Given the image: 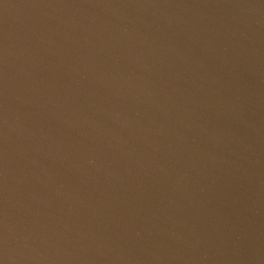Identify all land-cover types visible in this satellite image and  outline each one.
Listing matches in <instances>:
<instances>
[{
  "label": "water",
  "instance_id": "water-1",
  "mask_svg": "<svg viewBox=\"0 0 264 264\" xmlns=\"http://www.w3.org/2000/svg\"><path fill=\"white\" fill-rule=\"evenodd\" d=\"M0 264H264V0H0Z\"/></svg>",
  "mask_w": 264,
  "mask_h": 264
}]
</instances>
